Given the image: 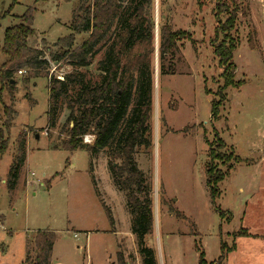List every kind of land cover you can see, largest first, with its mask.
<instances>
[{
  "label": "rangeland",
  "instance_id": "374dc122",
  "mask_svg": "<svg viewBox=\"0 0 264 264\" xmlns=\"http://www.w3.org/2000/svg\"><path fill=\"white\" fill-rule=\"evenodd\" d=\"M234 1L235 79L243 83L226 89L219 119L211 114L212 100L223 84L210 41L216 27L211 7L199 10L196 0L154 2L155 112L146 134L149 144L137 147L135 159L153 186L155 230L146 244L157 250L159 264H199V250L209 262H217L222 243L236 246L222 264H264V0ZM79 2L19 0L12 5L13 0H4L0 6L3 12L13 6L1 21L0 68L8 60L2 50L4 32L20 23L16 15L29 8L34 9L35 30L29 44L42 52L28 66L14 68L10 88L0 83V123L5 105L16 111L9 148L0 159V264H28V255L36 253L34 236L39 230L56 233L52 264H118L119 252L127 264H143L126 191L113 181L109 154L113 144L96 154L86 147L72 152L61 147L67 139L68 99L77 94L72 87L56 100L50 119L54 78L50 62L56 61L51 52L55 42L71 32L73 9ZM128 5V0L123 3L122 13ZM162 12L172 30H188L195 39L179 43L174 56L164 61L168 70L173 60L174 73L160 71ZM119 19L88 65L78 69L84 82L102 79L99 63L114 40ZM87 37L78 34L75 46ZM61 62L67 72L74 69L68 58ZM42 70L47 77L29 75ZM205 87L213 94H207ZM125 129L126 121L118 135ZM19 135L26 141V157L11 191L6 178ZM89 136L87 144H93L95 137ZM217 136L225 143L222 151L234 152L238 159L218 161L225 177L214 197L207 165ZM241 228L250 235H235Z\"/></svg>",
  "mask_w": 264,
  "mask_h": 264
},
{
  "label": "trees",
  "instance_id": "16d2710c",
  "mask_svg": "<svg viewBox=\"0 0 264 264\" xmlns=\"http://www.w3.org/2000/svg\"><path fill=\"white\" fill-rule=\"evenodd\" d=\"M19 0H13L15 5ZM127 0H80L73 9L70 24L71 32L59 38L52 50L56 61L69 59L74 69L69 71L64 80H50V119H54L55 103L61 96L68 94L69 87L77 94L68 99L70 114L67 118V139L62 146L68 151L86 147L93 154L113 144L109 154L112 157L110 168L114 183L126 191L128 207L132 214V231L139 244L143 264H159L157 250L148 246L146 240L154 235L155 207L152 195L153 186L145 173L139 168L135 159L137 147L148 145L147 131L149 121L154 117L155 72L153 55L155 53V0H128L129 5L122 13L123 3ZM4 0H0V6ZM199 10L211 7L212 16L216 19L214 36L210 37L217 66L222 70L220 77L223 84L219 86L216 98L212 100L211 114L219 119V108L226 97L228 87H240L242 81L235 79L237 66L234 53L238 41L233 35L237 19L238 7L234 0H196ZM10 6L5 12L0 7L1 21L12 10ZM34 9L29 8L22 15H16L20 23L6 28L3 39V53L8 60L0 68L2 88L12 86L14 68L28 66L31 59H37L41 51L29 44L34 34ZM122 13V14H121ZM120 17V19H119ZM119 19V29L113 42L108 46L104 58L99 63L102 79L94 84L83 81L80 67L87 66L89 57L94 54L98 45L108 36L114 23ZM87 33L88 37L75 46L76 36ZM185 41L195 43L194 34L188 30H172L166 14L162 12L158 30V51L161 60L162 74L174 73L173 60L168 70L164 61L174 56L178 44ZM47 64L46 61H42ZM35 75L48 76L47 71L29 72ZM207 94L213 91L205 87ZM133 106L130 111V107ZM130 111V116H129ZM5 119L0 123V159L10 144V130L16 111L11 106L4 107ZM126 129L118 135L123 122ZM94 135L93 144L84 142V136ZM217 138V139H216ZM211 142L207 165L208 184L214 197L219 195L218 184L224 179L225 173L219 168L218 161L226 163L238 159L234 152L222 151L225 143L218 136ZM25 138L19 135L14 159L10 165L6 184L12 191L20 177V168L26 157ZM120 159V163H116ZM249 236L247 229L241 228L235 234ZM56 233L50 230H39L34 236L36 253L27 257L28 264H52V255L56 243ZM236 248L222 243V254L217 262L208 261L205 252L199 250V264H222L228 254ZM118 264H127L123 253H118Z\"/></svg>",
  "mask_w": 264,
  "mask_h": 264
},
{
  "label": "built area",
  "instance_id": "2783aa9c",
  "mask_svg": "<svg viewBox=\"0 0 264 264\" xmlns=\"http://www.w3.org/2000/svg\"><path fill=\"white\" fill-rule=\"evenodd\" d=\"M64 63L61 61H54V62H50V71L52 72V74H54V78L59 79V80H64L66 74L68 73L67 70L63 69ZM22 72V71H20ZM52 77V75H50ZM90 134L85 135V139L84 141L86 143L90 142Z\"/></svg>",
  "mask_w": 264,
  "mask_h": 264
},
{
  "label": "crops",
  "instance_id": "0c3cea01",
  "mask_svg": "<svg viewBox=\"0 0 264 264\" xmlns=\"http://www.w3.org/2000/svg\"><path fill=\"white\" fill-rule=\"evenodd\" d=\"M57 264H61V263H58V262H57Z\"/></svg>",
  "mask_w": 264,
  "mask_h": 264
}]
</instances>
